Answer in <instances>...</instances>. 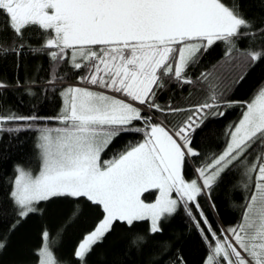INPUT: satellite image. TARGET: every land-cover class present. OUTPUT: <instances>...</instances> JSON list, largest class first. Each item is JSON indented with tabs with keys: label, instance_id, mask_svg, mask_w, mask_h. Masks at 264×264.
<instances>
[{
	"label": "snow or ice",
	"instance_id": "6c2138e0",
	"mask_svg": "<svg viewBox=\"0 0 264 264\" xmlns=\"http://www.w3.org/2000/svg\"><path fill=\"white\" fill-rule=\"evenodd\" d=\"M255 2L0 0V60L12 57L17 71L15 80L0 78V99L11 89L34 102L27 114L0 111V141L4 132H33L39 163L38 174L13 165L9 190L0 197V253L29 219L48 213L50 202L71 198L77 207L70 219L96 214L74 248L72 264H88L117 226L130 233L127 255L149 251L147 264H188L171 238L161 239L181 210L204 246L201 264H264V87L229 126L223 150L205 156L196 146L198 131L243 102L225 98L216 65L195 80L189 76L217 42L225 45L219 67L228 72L264 65V0L258 13L251 11ZM25 55L49 58L42 79L43 64L35 76L19 78ZM197 82L209 89L203 103H158L171 84ZM49 94L61 101L55 116L36 110ZM182 113L187 115L175 123L169 119ZM53 121L59 126H48ZM127 133L141 134L142 140L104 159L116 138ZM190 163L194 178L188 180ZM234 169L244 177L245 203L234 225L217 229L201 199L218 215L213 193ZM137 222L148 228L133 231ZM61 239L59 230L54 235L42 227L33 250L36 264H60L52 244Z\"/></svg>",
	"mask_w": 264,
	"mask_h": 264
},
{
	"label": "trees",
	"instance_id": "16d2710c",
	"mask_svg": "<svg viewBox=\"0 0 264 264\" xmlns=\"http://www.w3.org/2000/svg\"><path fill=\"white\" fill-rule=\"evenodd\" d=\"M251 11L253 13L260 12L259 0H256L253 4ZM243 46L244 44L241 42V47ZM224 52L225 45L217 42L204 54L201 63L189 70V76L195 80L201 71H214L213 66L216 65L215 72L224 77L221 87L227 89L225 98L243 102V104H236L227 108L223 117L210 118L207 127L203 131H198L196 146L205 156H211L223 150L227 140L225 133L229 130V126L239 122L245 111V105L258 94L261 87H264V65H259L251 70L237 69L228 72L219 67L223 64ZM48 63L49 58L46 55H25L22 58V66L19 69L18 76L21 80H24L26 75L35 76L37 65L43 64L45 70L39 73V77L42 79L47 74ZM244 73L246 75L242 81L239 83L233 82L239 75ZM16 77L17 71L13 65V58L0 60V78L12 81ZM214 82L219 83L218 81ZM209 94L208 87L199 82L179 87L173 83L170 85L169 91H165L158 96L157 101L160 104L171 103L173 106L191 107L194 104L203 103ZM49 95V101L37 105L36 110L41 115L55 116L60 110L61 101L59 97L53 101L51 94ZM22 96L23 102H21ZM31 100L32 98L23 94L20 90L10 89L0 99V111L6 113V111L11 110L27 114L34 107V102H30ZM185 115L187 114L182 113L178 117H169V119L175 123L178 119H183ZM48 126L57 127L59 125L53 121ZM2 136L0 148L5 149V151L0 154V197L6 195L9 190L8 178L13 174L14 164L20 163L29 170L39 168L38 159L34 155L35 135L33 132H20L19 134L4 132ZM141 140V134H122L110 145L109 149L103 154V158L110 159L118 150H123ZM9 146L10 151L7 150ZM203 159L204 157L197 159L196 164L199 165ZM193 167L190 163L185 170L184 174L188 180L194 178ZM242 181L241 171L234 169L227 177L224 186L216 189L213 193L219 208L218 215L208 208V203L205 200L201 199V204L217 229L220 226L234 225L240 219L242 205L245 203V190L241 186ZM148 199L153 200L154 197L149 196ZM83 203L81 201V206ZM48 207L49 211L46 215L37 214L12 236L7 249L0 253V264H36L33 250L40 244L42 227H47L54 235L57 230L60 231L62 239L58 244H52L54 256L59 259L60 264H72L74 248L82 235L94 225L96 214L88 213L79 219H70L72 209L77 207L71 198H58L50 202ZM147 228L148 224L146 222H137L133 231L143 233ZM129 235L130 233L127 232L126 228L117 226L116 231L108 237L105 243L89 256L88 264H113L115 261H127L129 264H147L151 255L149 251H146L143 255L135 253L131 256L127 255V237ZM169 238L173 240L177 248L182 250L188 264H201L204 246L201 244L200 237L193 224L182 210L165 227L161 239Z\"/></svg>",
	"mask_w": 264,
	"mask_h": 264
},
{
	"label": "rangeland",
	"instance_id": "374dc122",
	"mask_svg": "<svg viewBox=\"0 0 264 264\" xmlns=\"http://www.w3.org/2000/svg\"><path fill=\"white\" fill-rule=\"evenodd\" d=\"M242 118V117H241ZM38 170H39V168H37V169H35V170H31V171H33L34 172V174H38ZM241 174H242V172H241ZM244 179V177H243V175H242V180ZM242 183H243V181H242ZM242 183H241V186H242ZM242 188H243V186H242Z\"/></svg>",
	"mask_w": 264,
	"mask_h": 264
},
{
	"label": "bare ground",
	"instance_id": "6f19581e",
	"mask_svg": "<svg viewBox=\"0 0 264 264\" xmlns=\"http://www.w3.org/2000/svg\"><path fill=\"white\" fill-rule=\"evenodd\" d=\"M220 226V225H219ZM221 227V226H220Z\"/></svg>",
	"mask_w": 264,
	"mask_h": 264
}]
</instances>
